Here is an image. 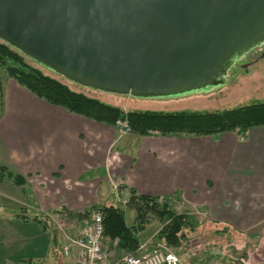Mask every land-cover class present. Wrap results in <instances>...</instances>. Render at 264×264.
<instances>
[{"label": "crops", "instance_id": "obj_1", "mask_svg": "<svg viewBox=\"0 0 264 264\" xmlns=\"http://www.w3.org/2000/svg\"><path fill=\"white\" fill-rule=\"evenodd\" d=\"M0 85V168L24 181H0V264H71L63 233L103 205L122 208L125 222L129 213L132 226L131 190L190 206L208 226L264 221V126L244 136L118 134L36 97L2 67ZM148 230L139 244L159 228ZM110 252L106 264H119L122 252Z\"/></svg>", "mask_w": 264, "mask_h": 264}, {"label": "water", "instance_id": "obj_2", "mask_svg": "<svg viewBox=\"0 0 264 264\" xmlns=\"http://www.w3.org/2000/svg\"><path fill=\"white\" fill-rule=\"evenodd\" d=\"M0 40L80 86L166 99L226 83L264 42V0H0Z\"/></svg>", "mask_w": 264, "mask_h": 264}, {"label": "trees", "instance_id": "obj_3", "mask_svg": "<svg viewBox=\"0 0 264 264\" xmlns=\"http://www.w3.org/2000/svg\"><path fill=\"white\" fill-rule=\"evenodd\" d=\"M0 67L19 85L51 105L113 127L117 120H126L130 132L139 135L199 137L234 132L244 136L248 129L264 126V102L211 111L123 109L71 90L61 79L55 78L56 73L35 63L1 40ZM43 70L48 71L51 76ZM4 178L12 179L16 185L24 183L21 176L1 167L0 181ZM128 205L136 213L132 226H127L122 208L113 205L93 207L102 212L105 237L110 242L116 241L115 248L123 254L137 249L139 236L152 215L163 222L156 233V239L177 254L178 248L184 246L188 233L197 230L199 225L186 212L176 211L168 199L135 194L131 190ZM90 211L85 210L82 215H87Z\"/></svg>", "mask_w": 264, "mask_h": 264}, {"label": "rangeland", "instance_id": "obj_4", "mask_svg": "<svg viewBox=\"0 0 264 264\" xmlns=\"http://www.w3.org/2000/svg\"><path fill=\"white\" fill-rule=\"evenodd\" d=\"M262 48L251 50L236 61L227 71L226 83L221 87L207 92L166 99L137 98L130 94L97 91L65 80L64 77L58 74L55 78L61 79L73 91L123 109L136 108L166 112L221 110L264 102V57H256ZM43 71L48 74V71ZM48 75L51 76V74ZM174 209L179 210V212L187 211L186 213L196 223H199L197 230L188 233L184 246L178 248L183 264L264 263V221L259 224L232 226L233 229L229 225L208 226V224L203 223L207 215L198 214L194 208L188 206ZM132 214L135 215L134 211H132ZM0 220L4 219L0 218ZM127 221L129 222V213ZM162 223L158 217L152 215L147 219L144 230L149 228L148 232H150L157 228L160 229ZM155 236L153 241L156 239ZM108 244L111 248H114L116 241L110 242L108 240ZM23 253L24 250L20 252V254ZM122 254H114L116 260H119Z\"/></svg>", "mask_w": 264, "mask_h": 264}, {"label": "built area", "instance_id": "obj_5", "mask_svg": "<svg viewBox=\"0 0 264 264\" xmlns=\"http://www.w3.org/2000/svg\"><path fill=\"white\" fill-rule=\"evenodd\" d=\"M114 128L118 134L130 131L126 120H117ZM63 236L66 243L63 252L71 257V264H106L111 255L108 239L104 235L103 217L100 211H92L74 234L64 232ZM118 262L119 264H183L181 257L161 242L140 244L133 252L124 253Z\"/></svg>", "mask_w": 264, "mask_h": 264}, {"label": "flooded vegetation", "instance_id": "obj_6", "mask_svg": "<svg viewBox=\"0 0 264 264\" xmlns=\"http://www.w3.org/2000/svg\"><path fill=\"white\" fill-rule=\"evenodd\" d=\"M260 47H263V48L261 49V52L256 57H261V55L263 54V52H264V42L260 46H258L256 48H260ZM254 49H252V50H254Z\"/></svg>", "mask_w": 264, "mask_h": 264}]
</instances>
